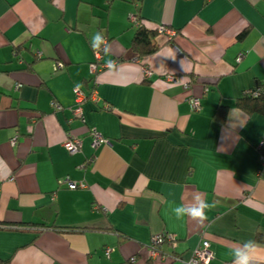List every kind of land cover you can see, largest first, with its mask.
<instances>
[{
  "label": "crops",
  "instance_id": "crops-1",
  "mask_svg": "<svg viewBox=\"0 0 264 264\" xmlns=\"http://www.w3.org/2000/svg\"><path fill=\"white\" fill-rule=\"evenodd\" d=\"M130 13L172 38L157 36V50L138 57ZM97 32L109 52L92 72ZM256 85L264 0H0V264H185L202 237L207 264H232L245 241L264 247L255 239L264 236V116L235 105ZM75 86L94 94L83 120L72 112ZM218 104L228 107L223 124ZM91 128L108 143L94 147ZM68 133L81 139L78 153L63 148ZM65 176L86 186H59ZM197 194L216 204L208 219L176 220L170 204L191 206ZM163 232L177 243L160 250L179 260L149 257Z\"/></svg>",
  "mask_w": 264,
  "mask_h": 264
},
{
  "label": "built area",
  "instance_id": "built-area-1",
  "mask_svg": "<svg viewBox=\"0 0 264 264\" xmlns=\"http://www.w3.org/2000/svg\"><path fill=\"white\" fill-rule=\"evenodd\" d=\"M129 22L133 25H138L139 21H138V17L135 13H130L128 16ZM157 31L159 34L161 35H166L168 36V39H170L172 37V35L174 34L173 30L163 26V25H158L156 26ZM167 38V37H166ZM105 44L101 45L100 49H94V61L90 64V70L92 72L97 71L98 70V64L97 61L100 59L101 57V52L104 48ZM37 55H40L39 52L36 53ZM241 58V56H239L237 58V60H239ZM113 63H108V64H104L102 67H109L110 64H114ZM64 66L63 61L58 60L55 61L53 64V71H58L60 69H62ZM150 71L148 69L145 70V75H149ZM165 80L168 83L171 84H175V85H181L184 89H188L190 87V83L188 81H184L180 75H175V74H168L165 76ZM19 85H16V87H18ZM250 89L245 90L244 92L249 91ZM74 91V95H75V105L72 108V112L74 117H79L83 120V115H82V106L81 103L89 97L94 96L93 93H90L89 95L86 94L80 87L75 86L73 88ZM258 92L255 91L254 95H256ZM189 103L190 106L193 110H197L199 109L200 106V99L199 97L193 96L189 98ZM56 109L61 108L60 105H58L57 103L54 104ZM105 109L110 110V106L109 105H105ZM89 135L91 137V143L92 145L95 147L97 145L100 144H106L108 143V139H106L105 137L102 136V134L95 128H91L89 130ZM16 136L13 137L10 140V143L12 145H14L16 143ZM81 146H82V141L80 138L74 136L73 134L68 133L66 135L65 140L63 141V148L65 149V151L70 155L78 153L81 150ZM264 170V157L261 156L260 157V167L258 169V173L260 171ZM57 184L61 187H65L68 189H77V188H84L86 186L85 182L83 180H79V181H75L72 180L69 176H65L62 178H59L57 180ZM177 243V237L175 234L173 233H156L152 236L150 243L148 244V254L149 257L153 258V259H162V260H179V258L175 255V254H168V253H162V251L160 250L161 247L164 244H168L171 247H175ZM112 250L111 247H106L105 248V254L108 255L109 252ZM213 258V253L210 250V243L207 239L205 238H201L200 242L198 243V245L192 250L191 256L189 257V259L185 262V264H207L211 259Z\"/></svg>",
  "mask_w": 264,
  "mask_h": 264
},
{
  "label": "trees",
  "instance_id": "trees-1",
  "mask_svg": "<svg viewBox=\"0 0 264 264\" xmlns=\"http://www.w3.org/2000/svg\"><path fill=\"white\" fill-rule=\"evenodd\" d=\"M136 15L138 17L139 23L138 25L131 24L135 27V30L131 39L130 47L137 54L138 57L144 58L145 56L150 55L157 50V40L155 39L161 34L158 33L156 27H149L146 21L141 16H139L138 14ZM246 34L247 30L242 31L238 35V39H243ZM169 40L170 39H167V41ZM255 91L258 92L256 95H254ZM235 105L238 109H240L249 116L254 113L261 114L264 116V85H256L249 91L244 92L242 96L236 100ZM227 111V106L218 104L214 112V118L220 124H223L227 117ZM259 153L260 156L264 157V137L259 146ZM255 239L264 241V236H261L260 233H257Z\"/></svg>",
  "mask_w": 264,
  "mask_h": 264
},
{
  "label": "clouds",
  "instance_id": "clouds-1",
  "mask_svg": "<svg viewBox=\"0 0 264 264\" xmlns=\"http://www.w3.org/2000/svg\"><path fill=\"white\" fill-rule=\"evenodd\" d=\"M102 44H105L102 34L100 32L95 33L91 38L93 49H100ZM103 51L108 54L109 47L105 45ZM215 207V202H208L201 194L193 196L191 206L184 204L172 206L170 204L171 213L176 220H183L188 217L200 224L208 219L207 212ZM231 255L232 264H264V247L255 240H247L238 248L232 249Z\"/></svg>",
  "mask_w": 264,
  "mask_h": 264
}]
</instances>
